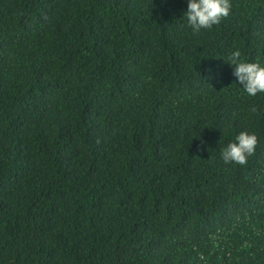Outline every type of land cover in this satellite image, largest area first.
<instances>
[{
	"label": "trees",
	"instance_id": "obj_1",
	"mask_svg": "<svg viewBox=\"0 0 264 264\" xmlns=\"http://www.w3.org/2000/svg\"><path fill=\"white\" fill-rule=\"evenodd\" d=\"M187 3L0 0V264H264V0Z\"/></svg>",
	"mask_w": 264,
	"mask_h": 264
},
{
	"label": "clouds",
	"instance_id": "obj_2",
	"mask_svg": "<svg viewBox=\"0 0 264 264\" xmlns=\"http://www.w3.org/2000/svg\"><path fill=\"white\" fill-rule=\"evenodd\" d=\"M231 0H188L185 13L188 24L194 31L217 25L230 15ZM229 63L234 67L233 76L243 86L248 96L264 94V64L249 62L237 49L230 55ZM257 145V137L249 132H241L235 141L222 150L226 163L244 164Z\"/></svg>",
	"mask_w": 264,
	"mask_h": 264
}]
</instances>
